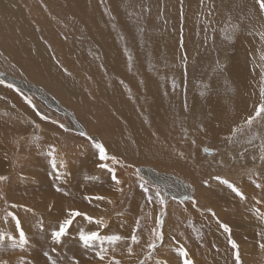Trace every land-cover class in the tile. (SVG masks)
<instances>
[{"label":"rangeland","instance_id":"rangeland-1","mask_svg":"<svg viewBox=\"0 0 264 264\" xmlns=\"http://www.w3.org/2000/svg\"><path fill=\"white\" fill-rule=\"evenodd\" d=\"M19 1L32 8L27 18L40 30L27 47L37 40L34 49L50 56L37 62L1 39V30L0 72L38 86L83 117L87 129L76 130L45 98L0 79V176L7 178L0 182V235L18 240L12 213L30 246L0 241V262L236 264L238 252L240 264H264V112L256 115L264 105V11L257 0ZM62 82L70 89L58 87ZM94 142L110 159H99ZM53 148L56 169L47 155ZM139 167L174 176L166 179L173 188L183 180L191 198H166ZM73 211L93 220L75 217L56 243L51 232ZM81 229L123 239L86 248Z\"/></svg>","mask_w":264,"mask_h":264},{"label":"bare ground","instance_id":"bare-ground-1","mask_svg":"<svg viewBox=\"0 0 264 264\" xmlns=\"http://www.w3.org/2000/svg\"><path fill=\"white\" fill-rule=\"evenodd\" d=\"M20 2V1H19ZM18 2V0H0V23H3V25H1L0 26V33H1V30H4L3 32H2V34H1V39H4L5 41H7V39L9 40V46H11L12 48H14L15 50H20V51H23L24 53H26L27 54V50L29 51V55H31V56H33V55H35L36 54V56H35V58H36V60H37V62H39V63H43V59H45V58H47V57H49L50 56V54H48L47 53V50H46V48L45 49H41V48H39L38 47V50L36 49H34V47L35 48H37L36 47V44H37V40L36 41H31V43H32V47L31 48H28L27 47V43H26V40H28V38H29V36H30V34H31V36H34L35 34H38V32H40V30H38L37 28H35V26H36V24L37 23H35V26H33L32 25V23L30 22V20L27 18V16L28 15H26L27 13H26V11H28V10H30V9H32V8H29L28 7V5L26 6V4H24L23 2H20L19 3ZM81 3L82 2H79V3H76L77 4V7H79V8H81L82 7V5H81ZM76 4H71V8L70 9H74L75 10V8H76V11H79L80 12V9L79 8H77L76 7ZM5 7V11H2L3 10V8ZM19 10V11H15V10ZM184 10V9H183ZM95 12V11H94ZM6 14H7V16H6ZM30 14H32V12H30ZM68 15V14H67ZM10 16V19L8 18ZM14 17V18H13ZM78 17V16H77ZM9 19V20H8ZM121 19V18H120ZM85 25H88V23H84ZM210 24V23H209ZM14 25H15V27H14ZM3 26H5L4 28H3ZM10 29V30H9ZM22 29V31H19V30H21ZM27 30V31H26ZM21 32V33H20ZM29 32V33H28ZM30 39V38H29ZM29 41V40H28ZM2 42H4V41H2ZM8 42V41H7ZM48 42H49V39H48ZM30 43V42H29ZM45 45V44H44ZM0 46H1V44H0ZM6 46V45H5ZM30 46V45H29ZM2 48H4V44H2V46H1ZM16 47H20L19 49H17ZM46 47V46H45ZM4 50V49H3ZM2 52V51H1ZM9 52V51H8ZM50 52V51H49ZM7 53V52H6ZM5 53V54H6ZM14 54V53H13ZM40 54H42L41 56H40ZM5 56V55H4ZM11 56V55H10ZM31 56H29V59H33V57H31ZM12 57V56H11ZM13 58V57H12ZM0 59H4V57L3 56H1V58ZM9 59V58H8ZM42 60V61H41ZM51 60V59H50ZM1 61V60H0ZM52 61V60H51ZM5 62V61H4ZM17 62V61H16ZM46 62V61H45ZM18 63V62H17ZM54 63V62H53ZM12 64V63H11ZM51 64V63H50ZM24 68V67H23ZM25 72V71H24ZM27 72V71H26ZM28 73V72H27ZM0 74L1 75H5L4 73H1L0 72ZM50 74V73H49ZM52 75V74H51ZM6 76V78L9 80V81H11L14 85H16L17 87H19V88H21V89H23V90H25V92L27 93V94H35V96L36 95H38V96H40V97H43V98H45L47 101V103L50 105V107H52V108H54V109H57V110H59L60 112H61V114H67V116H69V118H71V120H72V125H73V127H75V129L76 130H84V128L86 127V125L84 124V121H85V119L82 117V118H79L77 115L75 116V112L74 111H72V109L69 111V108L68 107H66V106H64L63 104H61L59 101H55L54 99H53V97H49L48 98V96H43L45 93H43L42 92V90L40 89V88H38V86L37 87H34V86H32V85H30V84H26L25 83V80L24 81H21V80H17V79H15V78H13V77H10L8 74H6L5 75ZM4 76V77H5ZM9 76V77H8ZM27 76H29V75H27ZM54 77H56V75H53ZM30 77V76H29ZM26 79L28 80V77H26ZM65 87V88H67V90H69L70 89V87H69V85H67V84H65L64 82H62V83H58V87ZM41 88H43V87H41ZM44 89V88H43ZM76 89L78 90V89H80V87H79V85L76 87ZM103 89V88H102ZM44 91V90H43ZM64 92V91H63ZM46 95V94H45ZM52 96V95H51ZM39 98V97H38ZM66 103V102H65ZM18 105H20V104H18ZM122 105V104H121ZM88 106H90L89 104H88ZM91 108V107H90ZM88 108V111H92V110H94L93 108ZM120 109L122 110V108L120 107ZM72 111V112H71ZM59 112V113H60ZM244 113V112H243ZM244 115V114H243ZM84 119V120H83ZM240 119H241V116H240ZM87 121V120H86ZM234 122V121H233ZM236 122V121H235ZM235 122H234V124H235ZM238 122V121H237ZM236 122V123H237ZM240 122H242V121H240ZM86 123H88V122H86ZM102 123V125H101V128H102V130H104V128H103V121L101 122ZM109 123V122H108ZM222 123V122H221ZM227 125V124H226ZM229 125H231V124H229ZM243 126H244V124H242ZM241 125V126H242ZM245 125H246V123H245ZM82 126H84V128H82ZM239 126V125H238ZM236 127H237V124H236ZM234 128V129H237V128ZM100 128V129H101ZM86 129H87V127H86ZM85 129V130H86ZM99 137V136H98ZM153 148V147H152ZM151 153V152H150ZM161 153H163V152H161ZM165 153V152H164ZM166 154V153H165ZM164 155V154H163ZM1 156H2V153H1ZM2 158V157H1ZM166 158V157H165ZM220 164V163H219ZM0 166H2L3 167V163H2V159H0ZM81 168V167H80ZM137 170H139V172L140 173H142L143 175H145V176H151V179L150 180H154V182L157 184V185H161V186H164L165 188H166V198H168L169 196L171 197L174 193L175 194H177V195H179V196H188V198H191L190 197V190H189V188L187 187V185H185L182 181H180V180H178L179 181V183L178 184H175V187L173 188L172 187V185H173V182H168L167 183V180L166 179H172V180H174L175 179V177L174 176H170L169 174H166V173H162V174H158V173H156V172H154V171H152V170H150V169H148V168H144V167H139V168H137ZM221 170V169H220ZM223 170V169H222ZM18 172V171H17ZM208 178V177H207ZM176 179H177V177H176ZM221 179V178H220ZM225 179V178H224ZM206 183L208 184L209 183V180H207L206 181ZM189 187H191V186H189ZM193 190V189H192ZM191 190V191H192ZM164 196H165V194H164ZM20 197V196H19ZM21 198V197H20ZM19 198V199H20ZM23 198V197H22ZM165 198V199H166ZM17 200L16 201H18L19 199L18 198H16ZM26 199V198H25ZM14 200V199H13ZM12 200V201H13ZM36 200H37V198H36ZM35 200V201H36ZM19 201H21V200H19ZM18 201V202H19ZM57 201V200H56ZM56 201H55V203H56ZM99 201V200H98ZM26 202V201H25ZM24 202V203H25ZM31 202V201H30ZM52 202V201H51ZM102 202V201H101ZM23 203V202H22ZM27 203V202H26ZM33 203V202H32ZM91 203V202H90ZM96 203H98V202H96ZM21 204V203H20ZM37 204V203H36ZM35 204V205H36ZM17 205V204H16ZM28 205V204H27ZM33 205H34V203H33ZM24 206H26L25 204H24ZM28 206H31V205H28ZM50 206V205H49ZM56 206V205H55ZM202 206V205H201ZM23 208V207H22ZM57 208V207H56ZM28 210H30L29 208H28ZM42 211H43V209H42ZM43 212H45L46 214H48V213H50L51 215H53L52 214V212L51 211H48V213H47V211L46 210H44ZM24 214H26V211L24 212ZM50 214H48V215H50ZM21 216V215H20ZM43 216V215H42ZM9 216H5L4 218H2L1 220H4V219H7ZM53 217V216H52ZM51 217V218H52ZM10 219H11V217H9ZM20 218V217H19ZM20 219H22V223H23V227L25 228V230L27 231V229L28 228H30V227H27L25 224H24V222H23V218H20ZM40 220H41V217H40ZM21 222V221H20ZM45 222V221H44ZM172 222V221H171ZM57 223V222H56ZM56 223H54V227L53 228H56L57 227V225H56ZM39 224H41V225H43L44 223H41V222H39ZM58 224V223H57ZM245 225H247L246 223H245ZM56 226V227H55ZM22 228V227H21ZM11 229H13V228H11ZM31 229H35V228H31ZM35 231V230H34ZM52 231V230H51ZM15 232H17V231H15ZM25 232V231H24ZM6 233V232H5ZM8 234V233H7ZM11 234V233H10ZM13 234V233H12ZM18 234V233H17ZM190 234V233H189ZM6 235V234H5ZM4 235V236H5ZM10 236H12V235H10ZM16 236V235H15ZM47 237V236H46ZM8 238V237H7ZM7 238H5V240L7 239ZM7 242V241H6ZM11 242V241H10ZM47 243V242H46ZM11 244L12 243H9V245L11 246ZM3 245H2V243L0 242V247H2ZM5 246V245H4ZM28 247H30L29 246V242L23 247V249H25V248H28ZM53 248V247H52ZM110 248V247H109ZM9 249V248H8ZM32 249H33V247H32ZM153 249V248H152ZM28 251H31V250H28ZM248 251V250H247ZM125 252H126V250H125ZM157 252V251H156ZM152 253V252H151ZM158 253V252H157ZM126 257H128V252H127V255L126 254H124ZM133 255V254H132ZM248 255V254H247ZM158 256V255H157ZM33 259H35V258H33ZM153 261H156L155 260V256L153 257ZM156 259H158L157 257H156ZM32 262V261H31ZM260 263V262H259ZM34 264V263H33ZM224 264H226V263H224Z\"/></svg>","mask_w":264,"mask_h":264},{"label":"snow or ice","instance_id":"snow-or-ice-1","mask_svg":"<svg viewBox=\"0 0 264 264\" xmlns=\"http://www.w3.org/2000/svg\"><path fill=\"white\" fill-rule=\"evenodd\" d=\"M257 2L259 3L260 9L262 11H264V0H257ZM9 87H11V85H9ZM262 95H264V93H262ZM261 112H264V105H261L260 107H258L256 109V115L259 116ZM42 119H46V117H42ZM248 122L251 123V118L249 119ZM81 135H84V134L81 133ZM94 147H95V149L98 150L99 159L101 161L110 159L108 157V155L106 154L105 147L102 144L94 142ZM54 152H55V149L53 148L51 151H49L47 153V155L52 158L51 159L52 167H53V169H56L57 165H56V162H55V156L53 155ZM111 159L113 160V162H115V157H111ZM262 159H264V157H262ZM59 167H61V168L64 167V164L61 163L59 165ZM99 167L100 168H106L107 165L101 163L99 165ZM109 171L113 172L114 170L113 169H109ZM56 178L60 179L59 172H57ZM6 179L7 178L5 176H0V182L5 181ZM112 179L117 184L120 183V181L117 180V178H116V176L114 174L112 176ZM216 179H220V178L216 177ZM221 183L227 185V187L230 188L237 196L241 197V199L244 198L242 193L240 192V190L236 186H234L232 183H230L228 180H226V179L225 180H221ZM141 187H144V186L141 185ZM257 187H260V185H257ZM59 190L60 189L57 188V191H59ZM145 191H147V190L145 189ZM156 195L159 196V193H157ZM2 198H3L2 195H0V199H2ZM97 199H101V197H97ZM149 200H151V197H149ZM159 202L161 204L164 203V201L162 199ZM13 207H16V205H13ZM209 211H211V210H209ZM7 214L9 216H12V219L16 222V229L18 231V240L14 239L12 236H8L7 239L12 242V247L19 246L20 248H23L28 243V240H27L26 234L23 231L19 230L20 229V221L14 215H12V213H7ZM81 215H84L85 219L88 220L89 222H91L93 220V218L91 216H87L86 214H83V213H80V212H77V211L70 212L69 213V217L65 218L62 222L59 223L58 230H53L51 232L52 240L55 241L56 243H59L60 240H61V237L65 236L67 234L69 226L73 223V219L75 217L81 216ZM261 218L264 219V214L261 215ZM97 223L102 225L103 222L102 221H97ZM160 223H161V221L157 220V225H159ZM219 226L221 228H223L225 232H229L230 231L229 227L226 224L221 223ZM4 239H5L4 235H0V241H3ZM79 239H80V241L83 242V245L86 248H90V247H92V242L96 241V240L101 241V243H103L104 241H107L109 244L115 245L118 241H121L123 238L121 236L115 235V234L107 235V236H100L97 232L85 233V231L83 229H81L80 232H79ZM155 239L156 240H161L162 239V236H161V234L159 232L155 233ZM131 240H132L133 243H136V242H138V237L135 234H133L131 236ZM228 242L232 246L233 249H238V245L234 241L229 239ZM149 247L150 248H155L156 247L155 242L150 243ZM106 251H107V249L101 247L99 252L97 253V255L101 259H103L104 258L103 254ZM128 251H129V253H131V251H132L131 246H129ZM179 254H180L181 257H186L187 256V253L185 252V250L183 248L179 249ZM44 255L47 256L48 253L45 252ZM0 264H2V262H0ZM116 264H119V262H116ZM184 264H192V262L190 260L185 259L184 260ZM236 264H240L238 252L236 254Z\"/></svg>","mask_w":264,"mask_h":264},{"label":"water","instance_id":"water-1","mask_svg":"<svg viewBox=\"0 0 264 264\" xmlns=\"http://www.w3.org/2000/svg\"><path fill=\"white\" fill-rule=\"evenodd\" d=\"M5 76V75H4ZM3 75H1L0 74V79L2 80V81H4L5 83H10V84H13L11 81H9L8 79H6V76L4 77ZM28 93V92H27ZM46 103V102H45ZM54 109V108H53ZM56 111H59V110H57V109H55ZM143 175V174H142ZM145 178H150L151 179V176H146ZM149 179V180H150ZM150 181H152L154 184H156L155 182H154V180H150ZM160 186V185H159ZM161 188H162V190L166 193L167 191H166V188L164 187V186H160ZM172 197H174V198H176V199H182V198H185V196H179V195H177V194H173L172 195ZM187 199H188V197H187Z\"/></svg>","mask_w":264,"mask_h":264},{"label":"crops","instance_id":"crops-1","mask_svg":"<svg viewBox=\"0 0 264 264\" xmlns=\"http://www.w3.org/2000/svg\"><path fill=\"white\" fill-rule=\"evenodd\" d=\"M242 181V180H241Z\"/></svg>","mask_w":264,"mask_h":264}]
</instances>
